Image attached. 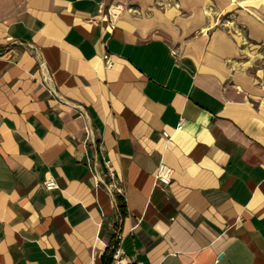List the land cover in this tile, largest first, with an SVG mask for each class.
<instances>
[{"label": "crops", "instance_id": "obj_1", "mask_svg": "<svg viewBox=\"0 0 264 264\" xmlns=\"http://www.w3.org/2000/svg\"><path fill=\"white\" fill-rule=\"evenodd\" d=\"M206 1L0 0V264H105L118 233L134 264H264V111L227 35L186 46Z\"/></svg>", "mask_w": 264, "mask_h": 264}, {"label": "rangeland", "instance_id": "obj_2", "mask_svg": "<svg viewBox=\"0 0 264 264\" xmlns=\"http://www.w3.org/2000/svg\"><path fill=\"white\" fill-rule=\"evenodd\" d=\"M202 12L203 25L188 34L186 46L211 51L215 34L227 35L235 47L225 58L228 81L246 83L247 97L264 111V0H207ZM254 25L257 36L250 33Z\"/></svg>", "mask_w": 264, "mask_h": 264}, {"label": "built area", "instance_id": "obj_3", "mask_svg": "<svg viewBox=\"0 0 264 264\" xmlns=\"http://www.w3.org/2000/svg\"><path fill=\"white\" fill-rule=\"evenodd\" d=\"M127 8L131 9L123 3H115L108 7L107 12L109 13L110 17L117 18L122 13V11ZM105 63L107 66H112L114 60L110 55L107 54L105 55ZM51 91L55 93L53 88H51ZM182 127L183 121L178 124L177 128L180 129ZM163 134L165 136L169 135L167 131H164ZM173 172L174 170L171 166L165 162H160L156 173V178L165 184L170 183L172 181ZM95 178L98 184L100 183L105 186L107 191L112 196V201L117 206V198L119 195H124V187L119 184L115 172L110 167H108L104 174L96 172ZM57 185V181L54 177H49L45 180V186L48 189L55 188ZM112 249V255L108 264H134L126 259L125 250L122 245V236L119 233L117 234L114 243H112Z\"/></svg>", "mask_w": 264, "mask_h": 264}, {"label": "trees", "instance_id": "obj_4", "mask_svg": "<svg viewBox=\"0 0 264 264\" xmlns=\"http://www.w3.org/2000/svg\"><path fill=\"white\" fill-rule=\"evenodd\" d=\"M118 208L120 209V212L122 213L123 216H125L127 214V208H126V201L122 196H118ZM114 243V241L112 242ZM112 243L110 244V246L107 249L106 252V260H105V264H108L112 255Z\"/></svg>", "mask_w": 264, "mask_h": 264}]
</instances>
